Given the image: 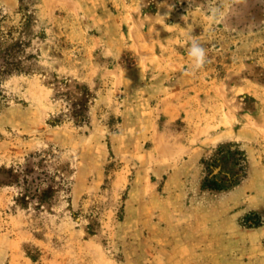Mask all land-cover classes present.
Instances as JSON below:
<instances>
[{"label": "rangeland", "instance_id": "1", "mask_svg": "<svg viewBox=\"0 0 264 264\" xmlns=\"http://www.w3.org/2000/svg\"><path fill=\"white\" fill-rule=\"evenodd\" d=\"M0 42V264H264V0H0Z\"/></svg>", "mask_w": 264, "mask_h": 264}, {"label": "trees", "instance_id": "2", "mask_svg": "<svg viewBox=\"0 0 264 264\" xmlns=\"http://www.w3.org/2000/svg\"><path fill=\"white\" fill-rule=\"evenodd\" d=\"M0 42V51L1 45ZM11 61L0 53V98L2 96V78L10 72ZM207 171L203 181L204 189L228 190L238 185L246 174L247 154L237 144H219L213 155L204 159Z\"/></svg>", "mask_w": 264, "mask_h": 264}, {"label": "clouds", "instance_id": "3", "mask_svg": "<svg viewBox=\"0 0 264 264\" xmlns=\"http://www.w3.org/2000/svg\"><path fill=\"white\" fill-rule=\"evenodd\" d=\"M189 55L194 58L195 68H199L204 64L206 52L196 40H192L191 47L189 49Z\"/></svg>", "mask_w": 264, "mask_h": 264}]
</instances>
